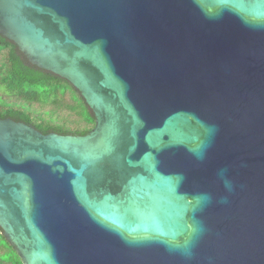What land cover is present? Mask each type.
<instances>
[{
	"label": "water",
	"instance_id": "obj_1",
	"mask_svg": "<svg viewBox=\"0 0 264 264\" xmlns=\"http://www.w3.org/2000/svg\"><path fill=\"white\" fill-rule=\"evenodd\" d=\"M0 35L95 116L0 120L22 264H264V0H0Z\"/></svg>",
	"mask_w": 264,
	"mask_h": 264
},
{
	"label": "trees",
	"instance_id": "obj_2",
	"mask_svg": "<svg viewBox=\"0 0 264 264\" xmlns=\"http://www.w3.org/2000/svg\"><path fill=\"white\" fill-rule=\"evenodd\" d=\"M34 127L44 135L84 136L95 116L66 79L29 62L15 43L0 35V120ZM0 264H22L0 228Z\"/></svg>",
	"mask_w": 264,
	"mask_h": 264
},
{
	"label": "flooded vegetation",
	"instance_id": "obj_3",
	"mask_svg": "<svg viewBox=\"0 0 264 264\" xmlns=\"http://www.w3.org/2000/svg\"><path fill=\"white\" fill-rule=\"evenodd\" d=\"M2 230V229H1ZM2 233H3V230H2ZM3 235V234H2ZM7 241V240H6ZM8 242V241H7ZM14 249V248H13ZM15 251V250H14ZM16 253V252H15ZM17 254V253H16ZM19 257V256H18ZM21 260V259H20ZM21 263H22V261H21Z\"/></svg>",
	"mask_w": 264,
	"mask_h": 264
}]
</instances>
